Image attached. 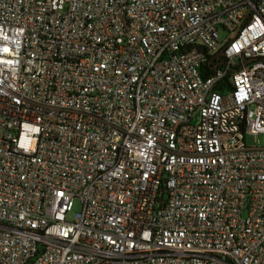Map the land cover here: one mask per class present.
<instances>
[{
    "label": "built area",
    "instance_id": "2783aa9c",
    "mask_svg": "<svg viewBox=\"0 0 264 264\" xmlns=\"http://www.w3.org/2000/svg\"><path fill=\"white\" fill-rule=\"evenodd\" d=\"M258 136L264 0H0V264H264Z\"/></svg>",
    "mask_w": 264,
    "mask_h": 264
},
{
    "label": "rangeland",
    "instance_id": "374dc122",
    "mask_svg": "<svg viewBox=\"0 0 264 264\" xmlns=\"http://www.w3.org/2000/svg\"><path fill=\"white\" fill-rule=\"evenodd\" d=\"M221 38H224V35L221 33L220 34ZM257 142L259 143V146L264 148V136H258L256 137V140L253 137H247L245 139V143L248 146H257ZM79 209L78 203L76 202L75 207H74V211L73 212H77Z\"/></svg>",
    "mask_w": 264,
    "mask_h": 264
}]
</instances>
